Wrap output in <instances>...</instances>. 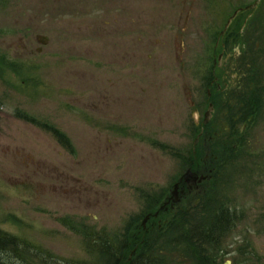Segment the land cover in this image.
Masks as SVG:
<instances>
[{"label":"rangeland","instance_id":"rangeland-1","mask_svg":"<svg viewBox=\"0 0 264 264\" xmlns=\"http://www.w3.org/2000/svg\"><path fill=\"white\" fill-rule=\"evenodd\" d=\"M235 107L238 145L192 165ZM220 203L217 264H264V0H0V233L26 246L7 264H201ZM134 224L117 260L104 239Z\"/></svg>","mask_w":264,"mask_h":264},{"label":"trees","instance_id":"trees-1","mask_svg":"<svg viewBox=\"0 0 264 264\" xmlns=\"http://www.w3.org/2000/svg\"><path fill=\"white\" fill-rule=\"evenodd\" d=\"M207 100L210 101L208 98H207ZM253 100L254 99L251 98V101H253ZM238 107H240V102L238 104ZM235 109H236V111L238 110L237 107H235ZM238 114H239V110L237 111V113L233 114V117L230 118L231 120L228 121V125L224 128V129L228 130L227 135H224V137L222 136L223 139H217L218 140V146H216V144L213 143L214 140L212 142L209 139H207L204 135L201 136L200 142L203 141V145H201L199 141H197L199 143L194 144L193 156H194V160H196V163H192V165L195 164L194 166H199V167H202V166L203 167H209V165H211V164L217 165L220 162V153H221V156L223 157L224 155L222 154V152L225 153L231 146L236 147L238 145V143H239L238 138H239V132L240 131L238 129L237 124H234L235 122L237 123L236 115H238ZM247 117H248V115H247ZM204 128H205V131L209 130L208 125H206V126L203 125L202 128L200 127V131H201V129H204ZM212 129L214 130L215 133L220 134L222 132L220 129L219 130H216L214 128H212ZM62 140H65V139H62ZM219 143L222 145H219ZM70 150H72L71 146H70ZM184 215L188 216L186 214H184ZM235 221H236V215L233 213H230L228 215L227 212H224L223 204H221V203L220 204H214L213 208H212V213L209 214L208 216H204L202 218L201 226H200V230H201L200 236L207 242L208 247H210V249H208V248L206 249L205 254H204L206 256V261L204 263H201V264H217V257H218L217 250H218V246H219V245H217V238H218L219 234L223 233L224 231L229 230V228L232 227V225L235 223ZM187 228L191 229L192 231L196 230L195 225L193 223H191L190 221L188 223H186L184 230L187 231L188 230ZM139 229H140V227L138 228V226L136 224H134L132 227L130 226V231L127 233L128 235H126L122 240H120V242H115V241H112L111 239H104L106 241L103 244V245H106L104 247V249L109 248L108 245L118 244L119 247L117 250L121 251L122 254L120 255V257L117 260H123L124 261L125 259H127L126 256H127L128 250L132 247L135 248L137 243L141 241V238H139V236L141 235V231ZM99 236L104 238V236L101 234ZM90 237L94 238V236L92 234H90ZM17 240H18V242H16V239L14 237L8 236V234H1L0 233V250H3V255H0V264L9 263V262L5 261V258L8 255H10L9 252L12 251L13 253H16L19 250V248H18L19 243H21V244L23 243L22 245L25 246L24 245L25 242L20 241L19 239H17ZM26 244H27V242H26ZM28 246L29 247H27V250L21 251L22 256L25 257L26 259H28L26 256L29 253V248L31 247V245H28ZM31 249H33V248H31ZM196 249H197L196 251L199 250L198 246H196ZM122 250H124V251H122ZM209 250L214 251V257H212V256H210V254H208ZM202 251H204V249ZM104 254H106L107 258L112 257V253L110 251H108ZM102 255H103V253H102ZM2 256L3 257L5 256V258H3ZM141 257L143 258V256H141ZM146 257L147 256H145V258H144V262H142L140 264H162V263H158L157 260H153V261L150 260V262H149V260H146ZM147 259H150V258L147 257ZM27 262H30V261L28 260ZM86 264H94V263L90 262V263H86Z\"/></svg>","mask_w":264,"mask_h":264},{"label":"flooded vegetation","instance_id":"flooded-vegetation-1","mask_svg":"<svg viewBox=\"0 0 264 264\" xmlns=\"http://www.w3.org/2000/svg\"><path fill=\"white\" fill-rule=\"evenodd\" d=\"M211 105L213 106V104L212 103L210 104V109L212 108ZM249 116H250V114L247 117V116H245V113L243 111L239 110V114L236 115V118L239 119V120H242L243 119L244 122L246 123V124H244V126H246V125L248 126L249 125V122L252 121V119L250 118L251 116L250 117Z\"/></svg>","mask_w":264,"mask_h":264},{"label":"water","instance_id":"water-1","mask_svg":"<svg viewBox=\"0 0 264 264\" xmlns=\"http://www.w3.org/2000/svg\"><path fill=\"white\" fill-rule=\"evenodd\" d=\"M250 8H251V7H247L246 9H250ZM237 13H238V11L235 13V15H236ZM235 15H234V16H235ZM230 21H231V20H230ZM177 186H178V184H177Z\"/></svg>","mask_w":264,"mask_h":264},{"label":"bare ground","instance_id":"bare-ground-1","mask_svg":"<svg viewBox=\"0 0 264 264\" xmlns=\"http://www.w3.org/2000/svg\"><path fill=\"white\" fill-rule=\"evenodd\" d=\"M199 152V151H198ZM200 154V153H199ZM178 190V189H177Z\"/></svg>","mask_w":264,"mask_h":264}]
</instances>
